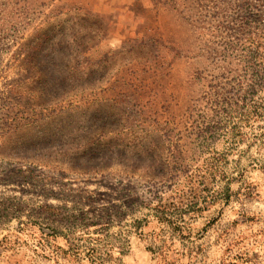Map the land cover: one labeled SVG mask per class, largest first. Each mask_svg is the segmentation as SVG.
<instances>
[{"label": "rangeland", "instance_id": "rangeland-1", "mask_svg": "<svg viewBox=\"0 0 264 264\" xmlns=\"http://www.w3.org/2000/svg\"><path fill=\"white\" fill-rule=\"evenodd\" d=\"M208 3L178 0L188 36ZM176 25L154 0H0V264H264V108L232 143L214 102L263 78L229 58L189 81ZM136 63L140 90L101 102Z\"/></svg>", "mask_w": 264, "mask_h": 264}, {"label": "trees", "instance_id": "trees-1", "mask_svg": "<svg viewBox=\"0 0 264 264\" xmlns=\"http://www.w3.org/2000/svg\"><path fill=\"white\" fill-rule=\"evenodd\" d=\"M154 4L158 8L163 7L166 9L178 22L177 27L174 28L173 36L169 39V44L166 45L168 50L178 49L173 59L175 60L179 56H184L183 59L186 58L185 61L187 62L190 59L204 61L200 74L198 71L190 72L189 81L194 78L195 83H200L201 74L205 73V70L209 66L210 69L219 67L221 62L228 61L230 58V64L235 62L237 65L242 66L245 72L251 73V78L248 81V89L251 90V87L255 89L260 85V82L255 83L254 78L256 74L254 72L259 71V77L263 78L264 83V0H209L208 5L203 10L200 19L201 24L196 27L193 36H188V17L180 13L181 10L178 6V0H154ZM181 23L184 28L183 30L179 29V24L181 26ZM213 26L216 28V31L207 33V30ZM184 35L186 38L184 37L185 39H182ZM190 38H192L191 41H189ZM241 62L244 65H241ZM140 64L136 63L134 68L139 65L142 67L141 71L131 69L127 74L122 75V81L118 80L117 83L112 84L110 90L103 92L104 95L100 101H117V98L113 97L111 93L116 92L118 88L123 86L124 90L122 93L116 94V97L130 98L131 96H127V94L133 91H139L143 85V80H140V75L147 67ZM232 71L238 72V69H233ZM197 74L199 75L197 76ZM205 76L207 77L206 73ZM108 77L109 74L106 75L104 81ZM252 78L253 80H251ZM215 79H218V77L210 78V82ZM232 100L233 105L237 107L232 114V117H235L236 121L233 122L232 134L229 136L233 138L232 143H238L236 142V138L245 134L243 130L249 128L258 117L262 116L259 108H264V96L259 97V101L245 96L241 99V103L230 97H222L221 101L216 99L214 102L222 105V102H231ZM132 102H134L135 107H142L140 99L132 100ZM245 105L248 108L242 112L241 110H243V106ZM229 155L230 153L227 151H212L210 158L196 169L192 177L198 178L201 184L209 177L213 180L223 178L224 175L221 173V165L227 163ZM160 220L166 221L167 219L162 216Z\"/></svg>", "mask_w": 264, "mask_h": 264}]
</instances>
